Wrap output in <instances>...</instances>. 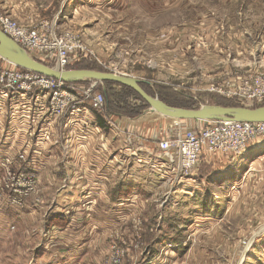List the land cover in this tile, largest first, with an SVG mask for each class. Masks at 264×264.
<instances>
[{
  "label": "rangeland",
  "instance_id": "1",
  "mask_svg": "<svg viewBox=\"0 0 264 264\" xmlns=\"http://www.w3.org/2000/svg\"><path fill=\"white\" fill-rule=\"evenodd\" d=\"M0 13L26 27L48 22L70 46L80 44L83 51L73 48L64 69L136 78L171 107L234 106L241 97L224 93H241L245 85L257 89L253 93L264 89V0H0ZM28 53L56 66L55 57ZM7 62L0 58V66H11ZM92 81H67L65 88L85 89ZM93 90L104 94L128 146H152L155 137L201 124L158 113L129 86L104 81ZM7 99L0 104V264H264V233L258 234L264 227L263 140L229 164L221 155L202 160L184 186L150 175L154 186L142 183L149 191L136 187L118 197L129 211L103 216L96 203L117 198L112 189L98 193L76 211L84 222L72 209L56 210L64 176L55 171L57 134L47 124L64 117L37 123L48 132L42 148L30 119H10ZM246 105L264 106V99ZM104 131L123 139V132ZM41 170L50 176L42 179ZM93 210L98 226L87 224Z\"/></svg>",
  "mask_w": 264,
  "mask_h": 264
},
{
  "label": "built area",
  "instance_id": "2",
  "mask_svg": "<svg viewBox=\"0 0 264 264\" xmlns=\"http://www.w3.org/2000/svg\"><path fill=\"white\" fill-rule=\"evenodd\" d=\"M0 31L27 53L39 51L45 53L46 58L55 57L56 67L59 69H64L70 64L73 48L83 51L80 44L70 46L68 37L58 35L54 25L48 22H42L40 26L26 27L0 13ZM66 84V81L13 64L0 66V104L5 97L8 98V114L12 121L17 118L30 119L29 126L32 124L34 131H37L35 139L46 134L42 132V122L40 126L37 123L52 116L64 117V126L69 129L70 139L82 141L84 145H89L98 136L104 135L106 126L111 132H123L122 142L128 157L133 156L139 168L147 165L149 173L158 175L169 183H182V186L186 181L188 184L192 182L194 169L202 160L209 161L216 155H221L226 158L225 164H229L255 140L264 141V121L200 120L201 124L197 127L153 138L152 147L146 151V155L140 156V147L128 146L131 140L116 122L113 112L108 109L104 94L93 90L98 83L92 81L85 89L74 88L75 86L65 88ZM253 90L257 91L245 85L241 93L228 91L224 96L231 99L240 96L237 104L250 106L246 105L249 101L264 99V89H259L257 93H253ZM96 116L102 119L103 126L98 124ZM78 145V150L82 151L80 153H84L83 147L79 143ZM26 166L25 164L24 173L30 175L33 171L27 170Z\"/></svg>",
  "mask_w": 264,
  "mask_h": 264
},
{
  "label": "crops",
  "instance_id": "3",
  "mask_svg": "<svg viewBox=\"0 0 264 264\" xmlns=\"http://www.w3.org/2000/svg\"><path fill=\"white\" fill-rule=\"evenodd\" d=\"M7 64L9 65L10 63L7 62ZM91 114V116L94 117L93 113ZM64 123L65 120L62 118L61 121L51 125L52 128L49 127L50 123L47 124V130H53L57 134L54 155L57 163L55 171L56 173H61L65 179L62 181V185L55 190L56 201H54L56 203V210L72 209L75 211L79 221L86 222L81 216L77 215L76 211H79V208H81L80 205H85L89 200L92 201L93 197L98 193H105L113 189L116 183L138 185L132 186L130 194L134 192V188L136 187L143 190L146 189V186L142 184L144 182L148 185L151 182L156 183V179L151 178L150 175L152 174L148 172L146 168L147 165H144V168H139L136 165L135 158L133 156L128 157V152L125 147L122 146L123 142L119 137L104 132V135L98 136V138L92 143H89V145H84L82 141L70 139L71 136H68V133L65 134L64 131L67 127L64 126ZM42 126L43 123L41 124V128ZM9 128H12V132L14 130L15 133H11L16 136L17 131H15L16 128H14L13 122L9 125ZM45 128V126L42 128V132H44ZM46 135L48 136V132ZM46 135H42V138L35 139L40 146H43L42 148L45 147L42 143ZM78 143L83 147L84 153H80L82 151L78 150L80 147ZM45 144L47 145L48 141L45 142ZM33 145L35 146L34 143ZM47 146L51 147L52 145ZM151 147L152 146L140 147V156L146 155V151ZM46 154H49L48 150ZM45 174H47L48 177V171H40L42 179L46 176ZM153 177H157L162 181V177L158 175H154ZM41 186H44V184L41 183ZM153 186L154 185H149L151 188ZM146 190L149 191L148 189ZM126 197L129 196L127 195ZM100 202L99 204L96 203V209L100 208L103 216H105V213L110 214L112 211L117 213V211H121L120 209L127 208L125 201H119L118 198L113 202V200L107 196V199H101ZM127 210L129 211V208H127ZM63 216L67 217L64 213ZM87 218L89 219V221L87 220V224L90 223L98 226L100 223L97 217V210L96 212L93 210V214L92 212L87 213L86 219ZM258 232V234L264 233V227H260ZM84 242L89 243L83 239L79 240L80 244H85ZM68 256L74 257L73 254Z\"/></svg>",
  "mask_w": 264,
  "mask_h": 264
},
{
  "label": "water",
  "instance_id": "4",
  "mask_svg": "<svg viewBox=\"0 0 264 264\" xmlns=\"http://www.w3.org/2000/svg\"><path fill=\"white\" fill-rule=\"evenodd\" d=\"M0 58L15 66L66 82L89 79L93 80L95 83L110 81L129 86L148 103L153 110L170 118L264 121V106L203 105L197 109L171 107L145 92L140 86V81L136 78L96 69L82 68L67 70L59 69L56 66H49L34 59L2 31H0Z\"/></svg>",
  "mask_w": 264,
  "mask_h": 264
},
{
  "label": "trees",
  "instance_id": "5",
  "mask_svg": "<svg viewBox=\"0 0 264 264\" xmlns=\"http://www.w3.org/2000/svg\"><path fill=\"white\" fill-rule=\"evenodd\" d=\"M125 86V85H123ZM127 87V86H126ZM138 95V94H137ZM150 95V94H149ZM139 96V95H138ZM140 97V96H139ZM141 98V97H140ZM142 99V98H141ZM143 100V99H142ZM234 106H239V105H234ZM108 107V105H107ZM109 109V108H108ZM110 110V109H109ZM111 111V110H110ZM97 122L98 124L102 125L104 124V122L102 121V119H100V117H97ZM220 172V171H218ZM116 186V185H115ZM132 190V186L130 184H124V183H118L116 187H114L112 189V196H113V199L115 198H118L120 196H127L130 194V191ZM198 206L200 207V209H203V210H206L205 207H204V203L203 202H200L198 203ZM173 228V226H172ZM177 228V225L175 224L174 228L173 229H176Z\"/></svg>",
  "mask_w": 264,
  "mask_h": 264
},
{
  "label": "bare ground",
  "instance_id": "6",
  "mask_svg": "<svg viewBox=\"0 0 264 264\" xmlns=\"http://www.w3.org/2000/svg\"><path fill=\"white\" fill-rule=\"evenodd\" d=\"M31 56V55H30ZM256 159V158H255ZM258 160H260V158H257L256 160H252L251 161V164H249V167H250V169H248V171H252V169H253V167H254V164L258 161Z\"/></svg>",
  "mask_w": 264,
  "mask_h": 264
}]
</instances>
